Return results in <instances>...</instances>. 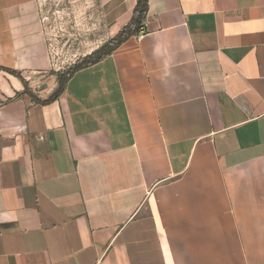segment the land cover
<instances>
[{
	"label": "crops",
	"instance_id": "0c3cea01",
	"mask_svg": "<svg viewBox=\"0 0 264 264\" xmlns=\"http://www.w3.org/2000/svg\"><path fill=\"white\" fill-rule=\"evenodd\" d=\"M52 1L137 4L0 0V264H264V0H149L47 101Z\"/></svg>",
	"mask_w": 264,
	"mask_h": 264
},
{
	"label": "rangeland",
	"instance_id": "374dc122",
	"mask_svg": "<svg viewBox=\"0 0 264 264\" xmlns=\"http://www.w3.org/2000/svg\"><path fill=\"white\" fill-rule=\"evenodd\" d=\"M45 22L50 32V43L59 73L69 70L109 40L100 21L81 18L79 8L52 1L44 8Z\"/></svg>",
	"mask_w": 264,
	"mask_h": 264
},
{
	"label": "trees",
	"instance_id": "16d2710c",
	"mask_svg": "<svg viewBox=\"0 0 264 264\" xmlns=\"http://www.w3.org/2000/svg\"><path fill=\"white\" fill-rule=\"evenodd\" d=\"M148 8L149 0H137V4L134 9L131 20L113 38H111L105 45L100 47L98 50L86 56L80 62L72 66L69 70L58 73L59 88L47 101L56 99L59 94L64 90L66 82L69 80V78L78 70L99 62L103 58L110 55L119 45L125 42L132 35L137 34L146 20Z\"/></svg>",
	"mask_w": 264,
	"mask_h": 264
},
{
	"label": "built area",
	"instance_id": "2783aa9c",
	"mask_svg": "<svg viewBox=\"0 0 264 264\" xmlns=\"http://www.w3.org/2000/svg\"><path fill=\"white\" fill-rule=\"evenodd\" d=\"M144 33H145L144 26H142L141 29H140V36H143Z\"/></svg>",
	"mask_w": 264,
	"mask_h": 264
}]
</instances>
